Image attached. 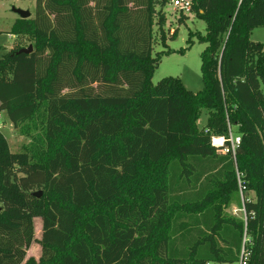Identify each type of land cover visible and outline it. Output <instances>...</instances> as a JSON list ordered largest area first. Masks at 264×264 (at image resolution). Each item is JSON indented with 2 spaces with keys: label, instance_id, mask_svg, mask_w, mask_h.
<instances>
[{
  "label": "trees",
  "instance_id": "obj_1",
  "mask_svg": "<svg viewBox=\"0 0 264 264\" xmlns=\"http://www.w3.org/2000/svg\"><path fill=\"white\" fill-rule=\"evenodd\" d=\"M191 1L197 92L151 81L154 0H35L15 19L32 51L0 57V110L29 142L12 152L0 129V264H233L243 245L264 264V0ZM230 131L234 155L212 144Z\"/></svg>",
  "mask_w": 264,
  "mask_h": 264
},
{
  "label": "rangeland",
  "instance_id": "obj_2",
  "mask_svg": "<svg viewBox=\"0 0 264 264\" xmlns=\"http://www.w3.org/2000/svg\"><path fill=\"white\" fill-rule=\"evenodd\" d=\"M156 10L162 9L165 17L163 30L165 42H161L158 26L153 24L152 29V54L160 52L161 56L158 65L153 71L152 83L156 84L158 80L165 76L179 77L182 83L193 92H197L203 87L200 71V54L205 47V43L199 42L197 38L192 37L191 44L188 41L189 33L199 31L201 34L206 32V23L203 19L195 17L193 13L186 15L174 10L170 0H166L161 5V0H154ZM15 9L28 10L30 17L35 12V0H0V57L13 47L31 45L32 40L23 35H14L10 33L13 22L19 17ZM181 17H184L180 19ZM156 16L154 20L156 21ZM174 37H171L175 33ZM250 38L253 41H260L264 44V26L255 27L250 31ZM170 51V52H168ZM208 116V110L203 109L197 121L199 127L203 126ZM3 124L0 129L4 133L12 152H18L29 142V138L21 135L14 128L6 117L2 114ZM222 141V140H221ZM253 197V193H249ZM191 200L199 198L197 195L189 197ZM227 211L237 217L242 216V209L238 204L233 203ZM34 237L39 239L41 236V219H33ZM41 254V247L37 241H33L26 252V258L34 257L38 259ZM233 264H238L234 262Z\"/></svg>",
  "mask_w": 264,
  "mask_h": 264
},
{
  "label": "built area",
  "instance_id": "obj_3",
  "mask_svg": "<svg viewBox=\"0 0 264 264\" xmlns=\"http://www.w3.org/2000/svg\"><path fill=\"white\" fill-rule=\"evenodd\" d=\"M172 7L174 10L179 11L183 14L190 15L192 13V1L191 0H170ZM3 112L0 110V126L3 124L2 119ZM216 138H221L222 142L220 144H215L214 141ZM228 143L225 144V139L223 137H212V144L216 147H219V151L223 154L225 153H232L235 154V148L240 142V137L237 134H233L231 131L229 133L228 137ZM247 239L246 237L243 238V242H245ZM249 251L245 249L244 245L241 248V255L239 257V260L237 261L238 264H247V257H248ZM207 264H214L213 262H207Z\"/></svg>",
  "mask_w": 264,
  "mask_h": 264
},
{
  "label": "water",
  "instance_id": "obj_4",
  "mask_svg": "<svg viewBox=\"0 0 264 264\" xmlns=\"http://www.w3.org/2000/svg\"><path fill=\"white\" fill-rule=\"evenodd\" d=\"M15 11L18 13L20 18H28L30 17V12L28 10H22V9H15ZM32 51V45H28V47H22L16 51V53H25L28 54ZM35 196L40 197L42 192L41 190L35 191L33 193ZM247 195V193H245Z\"/></svg>",
  "mask_w": 264,
  "mask_h": 264
},
{
  "label": "bare ground",
  "instance_id": "obj_5",
  "mask_svg": "<svg viewBox=\"0 0 264 264\" xmlns=\"http://www.w3.org/2000/svg\"><path fill=\"white\" fill-rule=\"evenodd\" d=\"M221 140H222L221 138H216L215 141H214V143L215 144H220L222 142Z\"/></svg>",
  "mask_w": 264,
  "mask_h": 264
}]
</instances>
